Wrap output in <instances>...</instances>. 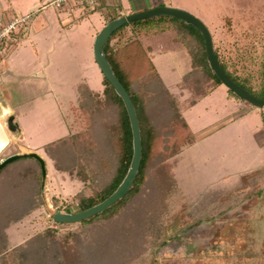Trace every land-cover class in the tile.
<instances>
[{"label": "rangeland", "instance_id": "1", "mask_svg": "<svg viewBox=\"0 0 264 264\" xmlns=\"http://www.w3.org/2000/svg\"><path fill=\"white\" fill-rule=\"evenodd\" d=\"M152 1L200 18L228 69L258 94L263 86L264 0ZM0 2L5 21L37 2L23 12L33 16L31 23L48 3ZM123 5L127 7L128 0ZM116 13L119 9L114 7L77 19L67 44L53 53L52 85L43 84L42 93H35L24 78L17 81L18 120L25 138L12 140L0 159L25 150L22 145L31 147L46 160L47 176L40 182L39 164L32 157L2 169L0 264H264V107L251 105V112L237 107L235 101L242 99L224 84L183 113L197 143L171 158H154L140 192L119 213L89 224L54 220L59 211L78 212L80 196L100 190L117 162L118 148L106 142V125L115 122L117 106L105 103L104 74L94 58L95 37L109 22V14ZM75 20L70 23L75 25ZM140 37L154 47L153 60L170 92L179 93L178 83L191 68L190 56L179 54L168 30L141 32ZM24 42L0 59L8 57L11 65L20 63L25 70L33 68L38 64L35 45L26 48ZM36 47L39 55L47 54L43 46ZM80 84L100 91L105 100L95 124L79 107ZM207 85L209 89L211 84ZM180 94L183 99L189 92ZM156 115L151 111L154 120ZM160 130L163 149L168 125ZM72 134H78L79 144L90 146L83 164L73 162L79 148L72 142L63 152L55 145L46 148ZM53 157L68 169L59 170ZM163 166L168 167L165 172L172 168L175 178L157 173ZM35 203L37 208L27 214Z\"/></svg>", "mask_w": 264, "mask_h": 264}, {"label": "trees", "instance_id": "2", "mask_svg": "<svg viewBox=\"0 0 264 264\" xmlns=\"http://www.w3.org/2000/svg\"><path fill=\"white\" fill-rule=\"evenodd\" d=\"M102 5L103 3H100V6L91 11H96L98 8H101ZM107 9L111 10V8L108 7ZM120 16H122L121 13H116L115 15L109 14L107 20L111 21ZM167 30L172 33L176 43L186 48L192 60L191 71L186 74L182 82L179 83L181 92L184 90L189 92V96L186 99L180 98L181 94L174 95L170 92L151 57L153 52L152 47L146 45L140 37L141 32H145L146 34H157L166 32ZM215 51L220 60L221 67L231 79L249 90L254 96L260 98L264 97V69L263 86L260 87L257 94L242 85L236 79V74L228 69L227 64L222 61L220 53L216 48ZM104 52L114 73L128 91L135 105L141 126L143 156L134 186L128 194L108 210L93 218L81 221L82 224H89L98 219L111 217L119 213L127 201L140 192L141 186L145 181L146 174L148 170H150L154 158H171L181 153L184 147L194 144L196 142V137L184 118L183 111L195 105L202 97L208 95L217 86L222 85L221 80L211 69L208 62L205 39L202 33L193 25L178 18L158 16L125 24L113 32L104 46ZM102 82L106 101L102 99L100 91L84 88L86 86L80 84L78 86L81 92L79 107L82 108L83 112L88 113L89 118L92 120L93 124H95L97 116H100L99 113L101 112L99 111L103 108L102 105L104 101L105 103L110 101L117 106V118L115 122L106 125V142H110L112 146L114 144V147L118 148V152H116L118 158H116L117 162L113 167L110 177L105 182V185L89 196H80L78 211L88 209L102 202L118 188L130 168L134 153L133 132L126 106L105 76H103ZM207 84H211L209 89H207ZM229 91L232 95L238 97L231 90ZM161 108L164 110H161ZM151 111L152 114H157V117H154L156 118L155 120L151 116ZM164 125H168V136L163 140L164 147L161 149V135L163 133L160 129H162ZM77 135L78 134H72L71 136H66L55 142L49 143L46 148L55 145L56 150L63 152L72 142L74 146L79 148L72 157L74 158L73 162H75L76 165L83 164V158H86L90 153L88 149L90 146L79 144ZM170 138H172V140L170 145H168ZM67 151L69 150L67 149ZM31 159L36 160L33 157ZM53 159L55 160V166L59 170L66 171L68 169V166H61L58 164V158L53 157ZM36 161L40 168L41 182L42 169L39 161ZM164 168L168 167L163 166L162 169H158L157 173L160 175L165 173V176L170 179L172 177L175 178L172 168H169L168 172H165ZM163 179L164 178L161 177L160 182H162ZM37 206V203H35L27 214L35 210ZM2 254L4 253L0 251V255Z\"/></svg>", "mask_w": 264, "mask_h": 264}, {"label": "water", "instance_id": "3", "mask_svg": "<svg viewBox=\"0 0 264 264\" xmlns=\"http://www.w3.org/2000/svg\"><path fill=\"white\" fill-rule=\"evenodd\" d=\"M158 16H170L178 18L197 28L202 33L205 39L207 59L210 64V67L215 72L217 77L221 80L222 84H224L239 98L250 103L251 105L256 106L258 108L264 107V97L260 98L254 96L252 93H250L249 90L240 86L233 79H231L223 70V68L221 67L220 60L215 51L214 39L210 29L200 18L188 12L187 10L171 6H155L143 11L126 14L109 21L95 37L94 58L102 73L112 84L115 91L122 98L126 106L133 132L134 153L132 162L122 183L109 197H107L102 202L82 211H78L75 213L63 211L57 212L54 216V220L58 223L70 224L93 218L96 215L108 210L114 204L122 200L134 186V182L139 173L143 156L140 121L137 115L135 105L128 91L114 73L110 62L106 57V54L104 52V46L113 34V32L122 27L123 25L132 23L137 20L148 19ZM20 132L21 128L19 126V122L17 121L16 116L14 114L10 115L5 122H3L0 118V155L12 143L11 136L20 135ZM27 157H33L39 161L42 169L43 182H45L47 176L46 160L37 152L13 153L10 156L3 158L0 161V172L8 164ZM44 187L45 184H43V190Z\"/></svg>", "mask_w": 264, "mask_h": 264}, {"label": "crops", "instance_id": "4", "mask_svg": "<svg viewBox=\"0 0 264 264\" xmlns=\"http://www.w3.org/2000/svg\"><path fill=\"white\" fill-rule=\"evenodd\" d=\"M48 1H50V0H40V3L41 2L45 3ZM118 1H119V3H115V0H100V3H103V5L101 8H98L97 10H101V9L108 10L107 7L111 8V9L114 7H117V9H119V13H121L123 16L126 14L143 11V10H146V9H149V8H152L155 6L153 4L152 0H128V6L127 7H125L123 5V0H118ZM33 6L36 7L37 2L34 3V5H31V7L27 8L26 10L30 11V10L34 9ZM43 9H45V10H41L39 12V13L43 12V14H40L39 16H37V18L32 23L29 22L26 26H24L22 28L21 39H20V42L25 41L24 43H25L26 48H28L29 45L30 46L35 45V49L34 48L33 49H34L35 54L37 56L36 60L38 61V64L33 65V68H31L30 70H25L20 63H14V65H11L10 59L8 57L7 58L5 57L4 59H0V61H3V63L6 64L4 67L3 66L4 64L2 62H0V118L3 122H5L4 118L6 116H10L12 114H14L16 116V119L19 122V120H18L19 109L18 108H19V103H20V92H21V90L17 86V81H20L21 79L23 80V78L26 79V82H29L30 87L32 89H34L35 93H38V92L42 93L44 90V85H46V86H48V84L52 85L53 80H52V76L49 74V71H50L49 68L52 65V61L55 58L53 53H55L57 46L67 44L68 35L70 34L73 27L74 26L76 27L78 22H79V20H77V19H81L83 16L89 15L90 13L95 12V11H91V10H84V9L77 8V7L73 8V10L71 12H68L65 9H59V8H55L52 6H46V5L44 6ZM27 11H21L20 13H16V14H20V15H17L15 17L23 16V14H24L23 12H27ZM11 18H13V17L9 16V19H11ZM72 18L76 19L75 25H72L73 23H70ZM31 20H32V18H31ZM30 23H31V25H30ZM34 26H35V28H34ZM173 41H174V38H173ZM38 44L40 47L43 46L42 48L47 51V54H48L47 60H46L47 54L44 56L39 55V53H38L39 50L36 47ZM145 44L150 45L152 47L153 52L151 54V57L153 59L154 52H155L154 47L152 46L151 42L145 43ZM174 44L176 46H178L177 51L178 52L180 51L179 54L182 52L183 53L186 52L189 55L188 51L186 50V48L184 46L176 43L175 41H174ZM9 51H10V49L8 50V52ZM190 59H191V57H190ZM191 65H192V60H191ZM37 66L40 68V70L36 69ZM190 71H191V68L183 74L182 80H183V77L186 74H188ZM74 75H76V74H74ZM45 77H48L50 80L46 81L44 79ZM162 80H163V78H162ZM164 83H165V81H164ZM166 86H167V84H166ZM178 86H179V83H178ZM219 86H217L215 89H217ZM215 89H213V90H215ZM212 91L209 94H211ZM180 93H181V90L179 88V93H177V94H180ZM208 95L202 97L198 102H200L202 99H204ZM187 97L185 96L183 99H186ZM235 103L237 104V107H239V108L247 109L250 112L252 111L251 104L244 101V100H236ZM192 107H190V108H192ZM190 108L186 109L185 111L189 110ZM5 109H7L8 112H4ZM185 111H183V113H185ZM19 126H20V123H19ZM191 129H192V127H191ZM192 131H193V129H192ZM11 138L13 141H14V139L16 141L17 140H20V141L23 140L25 138L24 130L21 128V132H20L19 137L11 136ZM196 143L197 142H195L194 144L189 145V146L191 147V146L195 145ZM21 147L24 148L25 150H18L15 153H29V152L33 151V149L31 147H28L25 145H22ZM2 154L0 155V157L2 156ZM2 159H0V161Z\"/></svg>", "mask_w": 264, "mask_h": 264}, {"label": "built area", "instance_id": "5", "mask_svg": "<svg viewBox=\"0 0 264 264\" xmlns=\"http://www.w3.org/2000/svg\"><path fill=\"white\" fill-rule=\"evenodd\" d=\"M46 6L65 9L68 12L75 7L92 10L100 6V0H50ZM31 18L32 15L27 14L5 21L3 14H0V58L6 56L8 50L20 42L22 28L30 22Z\"/></svg>", "mask_w": 264, "mask_h": 264}, {"label": "bare ground", "instance_id": "6", "mask_svg": "<svg viewBox=\"0 0 264 264\" xmlns=\"http://www.w3.org/2000/svg\"><path fill=\"white\" fill-rule=\"evenodd\" d=\"M4 112H8V110H7V109H5V110H4Z\"/></svg>", "mask_w": 264, "mask_h": 264}]
</instances>
